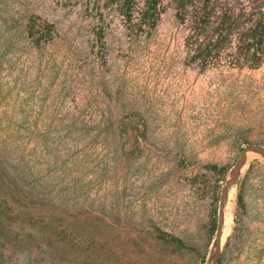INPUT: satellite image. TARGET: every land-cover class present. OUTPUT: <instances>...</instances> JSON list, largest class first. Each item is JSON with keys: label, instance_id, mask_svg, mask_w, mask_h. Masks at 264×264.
<instances>
[{"label": "rangeland", "instance_id": "374dc122", "mask_svg": "<svg viewBox=\"0 0 264 264\" xmlns=\"http://www.w3.org/2000/svg\"><path fill=\"white\" fill-rule=\"evenodd\" d=\"M33 18L55 24L53 40L31 43ZM185 36L171 5L150 37H135L106 0H0V160L66 220L68 237L51 245L38 214L12 216L0 263L79 264L90 253L87 264L214 263L222 189L242 149L264 146V66H188ZM121 121L134 130L122 135ZM251 152L218 264H264V156ZM93 212L109 224L106 248L78 225ZM152 225L186 249L164 260L149 235L137 246Z\"/></svg>", "mask_w": 264, "mask_h": 264}, {"label": "trees", "instance_id": "16d2710c", "mask_svg": "<svg viewBox=\"0 0 264 264\" xmlns=\"http://www.w3.org/2000/svg\"><path fill=\"white\" fill-rule=\"evenodd\" d=\"M98 4V16L103 20L104 9L100 1ZM170 5L174 7L176 18L186 31V65L203 71L220 68L259 69L264 66V0H106V7H111L117 13L126 31L135 37H150ZM27 31L31 43L40 46L54 39L56 26L33 18ZM98 37L101 41L105 38L102 28L98 31ZM129 129L134 130L132 122L121 121L120 133ZM5 164L0 160V231L11 226L7 224L12 216L18 218L16 221L25 223L32 215L38 214L40 221L33 227L42 224L49 232L55 231L56 239L52 237L51 245L66 243V220L59 218L56 219L59 220L58 224L55 223V215L50 209L34 199L30 187L22 183L18 173H11ZM209 168L218 169L215 165ZM227 172L228 168L221 169L224 177ZM20 183L23 184L22 188H19ZM240 204L244 207L242 198ZM78 225L96 238L98 243L95 245L99 244L102 248L108 246L109 224L104 218L93 212L89 217L79 218ZM148 235L155 242L153 249L157 256L164 260L178 256L186 249L182 238L156 225H152L145 233L139 232V238L135 239L136 245L141 243L139 240L142 236ZM16 239L19 240L18 237ZM61 252V256L66 254L63 248ZM85 256L79 264L91 262L92 253ZM115 259L120 262L124 260L120 256Z\"/></svg>", "mask_w": 264, "mask_h": 264}, {"label": "water", "instance_id": "95a60500", "mask_svg": "<svg viewBox=\"0 0 264 264\" xmlns=\"http://www.w3.org/2000/svg\"><path fill=\"white\" fill-rule=\"evenodd\" d=\"M251 151L258 152L264 156V146L260 144H247L241 151L240 157L237 159L231 169V174L228 183L222 189V195L220 198V209H219V221L216 230L215 246L216 256L213 264H218L222 252V238L224 234V222H225V202L228 195L229 189L235 185L241 175L242 169L248 162V153Z\"/></svg>", "mask_w": 264, "mask_h": 264}, {"label": "bare ground", "instance_id": "6f19581e", "mask_svg": "<svg viewBox=\"0 0 264 264\" xmlns=\"http://www.w3.org/2000/svg\"><path fill=\"white\" fill-rule=\"evenodd\" d=\"M253 157H254V154L252 152H249L248 153V161L251 160ZM232 195H233V187H231L229 189L228 195L226 198V202H225V222H224V234H223V238H222V243L225 240L226 235H227V225H228V216H229V201H231Z\"/></svg>", "mask_w": 264, "mask_h": 264}]
</instances>
